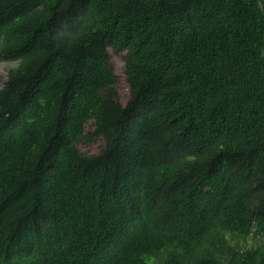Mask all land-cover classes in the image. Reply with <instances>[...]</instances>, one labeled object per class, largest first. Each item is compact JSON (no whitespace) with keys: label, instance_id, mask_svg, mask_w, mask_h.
<instances>
[{"label":"trees","instance_id":"16d2710c","mask_svg":"<svg viewBox=\"0 0 264 264\" xmlns=\"http://www.w3.org/2000/svg\"><path fill=\"white\" fill-rule=\"evenodd\" d=\"M263 47L260 0H0V264H264Z\"/></svg>","mask_w":264,"mask_h":264},{"label":"rangeland","instance_id":"374dc122","mask_svg":"<svg viewBox=\"0 0 264 264\" xmlns=\"http://www.w3.org/2000/svg\"><path fill=\"white\" fill-rule=\"evenodd\" d=\"M113 59L116 63L117 74L120 78L119 94H120L121 100L125 103L129 96V86L125 80L124 62L118 56H114ZM17 64H18L17 62L0 61V90L5 86V82L8 78V73L10 69L16 67ZM87 129H91V127L88 126ZM101 145H102V142H97L94 144L83 146L82 149L90 153H97L100 150Z\"/></svg>","mask_w":264,"mask_h":264},{"label":"water","instance_id":"95a60500","mask_svg":"<svg viewBox=\"0 0 264 264\" xmlns=\"http://www.w3.org/2000/svg\"><path fill=\"white\" fill-rule=\"evenodd\" d=\"M260 6L264 12V4H263V0H260ZM263 59H264V47H263Z\"/></svg>","mask_w":264,"mask_h":264}]
</instances>
